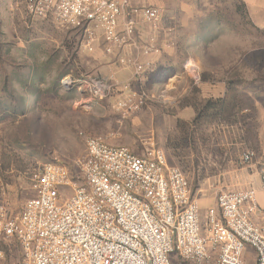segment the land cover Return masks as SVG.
<instances>
[{"label":"rangeland","instance_id":"374dc122","mask_svg":"<svg viewBox=\"0 0 264 264\" xmlns=\"http://www.w3.org/2000/svg\"><path fill=\"white\" fill-rule=\"evenodd\" d=\"M156 3L162 11L157 28L160 40L176 38L173 53L196 57L203 69L214 70V75L202 73V79H226L231 87L226 106L220 110L221 105L216 109L200 100L191 85L198 104L192 140L200 145L197 151L202 158L196 164L185 161L177 165L175 155L169 153L168 165L185 173L193 195L204 181H210L216 195L248 186L262 190L264 144L256 143L264 140V1ZM25 10L7 8L0 13V50L4 56L0 60L4 72L0 86L8 87L0 94V204L9 215L20 214L25 202L35 196L31 171L37 165L61 163L81 181L79 162L86 155L87 136L104 137L111 145L126 146L141 155L147 140L153 138L157 144L160 116L176 112L151 109L148 101L139 111L123 117L113 107L114 96L103 101L92 99L85 82L88 78L104 79L105 65L94 55L96 49H84L85 26L69 28L34 19ZM103 39L98 33L97 40ZM173 63L180 64L179 60ZM66 78L73 81L69 90L62 85ZM257 118L260 121L255 123ZM249 151L255 158L244 164L242 156ZM199 166L201 170L195 171ZM238 173L244 174L245 180L237 182ZM1 251L0 264L21 263L23 253L17 241L2 239ZM172 263L193 264L176 254Z\"/></svg>","mask_w":264,"mask_h":264},{"label":"built area","instance_id":"2783aa9c","mask_svg":"<svg viewBox=\"0 0 264 264\" xmlns=\"http://www.w3.org/2000/svg\"><path fill=\"white\" fill-rule=\"evenodd\" d=\"M34 19L61 26H85L83 46L94 52L103 35L105 54L152 56L160 52L155 34L143 40L138 18L157 29L162 11L136 6L144 0H22ZM127 60H121V63ZM142 85L150 61L131 60ZM193 69V68H192ZM91 98H117L113 107L129 117L146 106L149 95L130 83L88 78ZM63 87L73 85L66 78ZM254 152L242 156L251 164ZM81 181L58 162L31 171V189L20 214L9 215L0 204L2 239L22 248L20 264H173L172 256L193 264H264V210L254 188L226 190L203 214L190 182L178 167L168 165L166 152L153 138L135 154L101 136L86 137V155L79 162ZM264 191V171L261 173Z\"/></svg>","mask_w":264,"mask_h":264},{"label":"crops","instance_id":"0c3cea01","mask_svg":"<svg viewBox=\"0 0 264 264\" xmlns=\"http://www.w3.org/2000/svg\"><path fill=\"white\" fill-rule=\"evenodd\" d=\"M156 1L157 0H144L137 2L136 6L157 7ZM7 8L13 12H17L25 10L26 6L22 0H0V13L5 12ZM25 11L27 12V9ZM137 22L139 35L143 40H147L150 35L153 34L159 38L158 45L160 52L146 57L131 53L125 54L119 50H115L113 54L107 55L105 54L106 43L104 39L101 40L102 42L96 40L94 55L104 62V80L107 82L116 80L122 83H130L134 90L144 89L149 95L151 109H160V111L162 109L176 110L175 113L169 114L166 118H164L163 115L160 116L162 117L160 122L161 125L156 128L157 145L159 148L163 149L167 155L173 153L177 165L183 164L185 161L196 164L200 161L202 156L199 154V151H197V148L198 150L201 149L200 145L192 140V134L198 123L196 112L198 104L196 100L193 99V86L196 87L195 90L200 100L217 103L221 105V110L225 108L226 102L230 97V84L226 79L217 82L210 79H202V73L214 75V70L210 71L203 69L199 59L196 57L190 55L182 58L180 55L173 53L172 48L174 44H176V38H169L162 41L159 37V29H154L140 18H138ZM1 24L2 20L0 18V30ZM100 43L103 44V49H100ZM2 55L3 53L0 50V60L4 59ZM123 59L127 60V62L121 63ZM131 60H138L140 62L150 61L152 63V69L146 73L142 85H140L135 78L133 66L130 64ZM178 60L180 62L179 65L173 63ZM191 63L195 65L193 69H189L188 67ZM1 73L4 72L0 69V74ZM195 75H197V78H195ZM193 80L195 81L194 83ZM6 89H8L6 85H1L0 94L5 93ZM258 104V101L255 99L256 110L259 109ZM259 121L260 118H257L254 122L256 123ZM218 124L222 123L219 122ZM218 124L215 123L213 126L216 127ZM246 142L247 139L244 143ZM258 144L262 146L264 140L257 141L256 145ZM200 170L201 167L199 166L195 171L199 172ZM210 180L212 181L213 179ZM236 180L237 182L245 180L244 174H236ZM209 183L210 181L201 183L196 194H194L203 214V210L208 208V206H215L217 202V195L213 194ZM247 188H254L257 190L259 205L261 209L264 210V192L260 189V186L258 188L248 186ZM234 190H237V188H234ZM247 253L249 254L247 263L252 264L253 262L254 264V253L251 249H247Z\"/></svg>","mask_w":264,"mask_h":264},{"label":"trees","instance_id":"16d2710c","mask_svg":"<svg viewBox=\"0 0 264 264\" xmlns=\"http://www.w3.org/2000/svg\"><path fill=\"white\" fill-rule=\"evenodd\" d=\"M210 103L213 105L214 108H216V109L219 108L217 103H212V102H210Z\"/></svg>","mask_w":264,"mask_h":264}]
</instances>
